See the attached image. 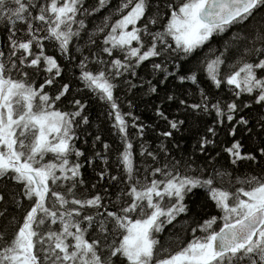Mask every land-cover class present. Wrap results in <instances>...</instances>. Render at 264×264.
Returning a JSON list of instances; mask_svg holds the SVG:
<instances>
[{
    "label": "snow or ice",
    "instance_id": "6c2138e0",
    "mask_svg": "<svg viewBox=\"0 0 264 264\" xmlns=\"http://www.w3.org/2000/svg\"><path fill=\"white\" fill-rule=\"evenodd\" d=\"M108 3L109 0H98L95 10ZM167 7L171 13L168 23L163 31L153 32L148 25H155L158 17L145 19L149 0H124L117 12L129 10L111 26L103 40V52L113 56L114 51H118L124 59L114 58L107 72L103 68L95 73L88 70L87 57L80 63V80L110 104L115 115L113 127L122 134L125 145L118 159L126 173L127 191L122 194L127 200L118 210H109L100 195L89 198L76 191L78 185L83 184L82 165L70 157L84 155L73 146L76 118L88 122L87 117L81 115L84 105L76 100L74 112L55 110V102L69 92L67 84L55 97L44 92L45 85H52L63 72L56 58L45 54L44 42L57 44L67 55L73 38L85 27L84 20L77 17L90 14L84 0H47L44 4L39 0H0V20H7L12 26L24 24L28 36L27 40L16 39L17 29L10 27V52L6 56L0 50V180L8 178L22 185L23 197L32 201L10 240H5L0 232V264H264V176L237 178L236 183L248 187L241 186L235 192L215 186L218 178L229 173L217 171L207 178L173 174L175 164L171 168L167 164L154 168L150 181L148 175L139 177L133 144L128 139L129 125L119 111L114 96L116 85L112 82L124 71L172 48L169 37L175 42L173 52L192 55L213 36L225 33L236 24L250 22L264 10V0H183L175 7L172 3ZM141 20L145 23L137 27ZM73 25L78 27L74 29ZM98 31H103V27ZM145 37L149 39L146 41ZM255 40L261 47L254 45L246 48L245 53L264 56V34L257 35ZM90 42L95 43L94 40ZM146 43L149 44L147 48ZM223 55L221 53L206 66L214 85L220 88L226 84L237 98L242 94L254 96L255 103L264 106V75H261L264 58L250 62L241 57L238 67L231 66L236 70L221 77L220 69L225 63ZM132 60L135 65L129 63ZM95 62L105 64L99 58ZM25 67L43 70L49 78L36 88L26 79L13 77L14 72L27 77V72H21ZM153 67L161 69L160 64ZM180 79L183 82L185 77ZM187 79L194 84L197 82L195 73ZM151 91L155 92L156 88L152 87ZM191 107L209 110L207 103ZM211 108L218 117L226 116L229 122L235 119L238 111L235 102L226 105L227 111L219 102ZM159 115L163 117L164 114ZM238 123L247 125L248 121L241 117ZM170 126L178 129L175 121L170 122ZM209 131L214 132V129ZM231 134L235 135V129ZM162 135L170 137L172 133ZM207 143L212 141L202 140V147ZM104 148L107 150L109 145L105 144ZM225 151L234 165L240 161H256V156L244 153L239 141ZM49 153L56 162L44 161ZM145 154L156 160L153 152L142 147L140 155ZM260 154L264 155V148L260 149ZM157 174L164 178L155 179ZM65 185L63 192L57 190ZM194 188L206 190L222 212L223 226L214 231L217 217L205 220L192 229L193 239L185 247L169 254L167 249L158 247L160 242L155 234L163 232L165 225L187 212L185 195ZM165 198L169 200L167 205L163 204ZM5 201V195L0 194V203ZM15 203L19 206L20 201L15 200ZM88 209L95 211L87 212ZM132 214H138L139 218L133 220ZM198 230L206 235L197 237Z\"/></svg>",
    "mask_w": 264,
    "mask_h": 264
},
{
    "label": "trees",
    "instance_id": "16d2710c",
    "mask_svg": "<svg viewBox=\"0 0 264 264\" xmlns=\"http://www.w3.org/2000/svg\"><path fill=\"white\" fill-rule=\"evenodd\" d=\"M46 2L47 0H39L40 4ZM182 2L183 0H149L150 8L145 19L151 16L158 17L155 25H148L149 29L153 32L163 31L171 14L167 5L172 3L175 7ZM122 3L124 0H109L106 7L96 11L98 0H84V6L90 14L77 17L84 20L85 27L80 30L78 37L73 38L67 55L60 51L57 44L44 42L45 54L55 57L63 69L62 74L52 85H45L44 92L55 97L63 85L67 84L69 92L55 102V110L74 112L77 110L74 101L79 100L84 105L81 115L86 116L88 120L87 123H83L82 119L77 117L74 126L73 146L84 154L70 157L72 161L82 165L80 172L83 184L78 185L76 191L89 198L100 195L109 210H118L127 200L122 194L127 191L126 173L118 159L125 145L122 142V134L113 127L115 115L110 104L101 99L97 92L86 88L80 80V63L87 57L88 70L95 73L103 68L107 72L114 58L124 59L123 54L118 51H114L113 56L103 52L105 47L103 40L111 26L129 10L117 12ZM106 19L107 26L104 27ZM144 23L145 20H141L137 27ZM10 27L17 29L14 38L28 39L24 24L17 23L12 26L7 20H0V50L4 51L6 56L10 52L9 38L12 36ZM77 27L78 25H73L74 29ZM101 27L103 31H98ZM259 34H264V10H261L250 22L236 24L225 33L213 36L208 43L190 56L173 52L175 42L169 37L168 43L172 48L164 51L159 57L150 58L139 66L124 71L122 75L112 80L116 85L114 96L119 111L125 115L129 125L128 139L133 144L132 151L139 177L148 175L150 181L153 179L150 175L151 171L165 164L169 168L175 164L173 174L179 172L181 175L193 177L202 175L207 178L217 171L229 173L230 175L216 180L215 186L224 189L237 184V178L264 176V155L260 154V149L264 148V106L256 104L254 96L242 94L237 98L232 88L226 84L217 88L206 72L207 63L221 53L224 54L222 58L225 61L220 69L221 77L235 71L236 69L231 66L238 67L241 57L250 62L264 58V56L258 57L254 52L245 53L246 48H253L254 45L261 47L260 42L255 40ZM148 39L145 37L146 41ZM90 40H94L95 43H91ZM53 45L57 47L56 50H52ZM133 46H136L135 42ZM148 46L149 44L146 43L145 48ZM97 58L105 61V64L96 63ZM129 63L135 65L134 60ZM154 64H160L161 69H155ZM21 72H27V77L15 72L13 77L26 79L36 88L49 78L48 73L31 67H25ZM193 73L197 76L195 84L187 79ZM182 76L185 77L183 82L180 79ZM152 87L156 88L155 92L151 91ZM217 102L225 111L229 103L235 102L238 105L233 121L229 122L226 116L221 118L216 115L211 105ZM204 103L209 105L208 111L191 107ZM159 113H163V117ZM241 117L248 121L247 125L238 123ZM172 121L177 122L178 129L171 128ZM180 121L183 123H179ZM133 124L136 126L133 127ZM210 128L214 129V132H210ZM233 129L235 135L231 134ZM165 132H171L172 135L170 137L162 135ZM202 140H209L212 143L202 147ZM236 141L243 145L244 153L256 156L255 162L240 161L235 165L232 164V158L225 149ZM105 144L109 145L107 150L104 148ZM142 147L153 152L156 160L154 161L147 154L140 155ZM49 160L44 161L49 162ZM101 174H104L103 178ZM113 176L117 179L112 180ZM154 178L160 180L164 177L157 174ZM22 187L8 178L0 180V194L6 197V201L0 203V211H3V215H0V232L3 233L5 240H10L15 235L23 222L26 210L32 204V201L23 197ZM65 187L66 185L58 187L57 190L63 192ZM228 191L233 192L231 189ZM15 200L20 201L19 206ZM184 203L187 205V212L179 214L171 224L165 225L163 232L155 234L160 242L158 247L167 249L169 254H174L185 247L193 239L192 229L203 224L205 220L213 216L217 217L212 229L214 231H219L223 226V221L220 219L222 212L205 189H192L185 195ZM135 215L137 214H132L131 218L133 219ZM195 235L201 237L206 233L198 230Z\"/></svg>",
    "mask_w": 264,
    "mask_h": 264
},
{
    "label": "rangeland",
    "instance_id": "374dc122",
    "mask_svg": "<svg viewBox=\"0 0 264 264\" xmlns=\"http://www.w3.org/2000/svg\"><path fill=\"white\" fill-rule=\"evenodd\" d=\"M129 30H131V26L129 27ZM56 49H57V47L55 45H53L52 50H56ZM45 159H50L49 162H56V158L53 156V154H50L49 156H45L44 160ZM230 186H232V187H230ZM230 186L228 187L227 190L231 189L233 192H235L236 189L240 188L241 186H244L245 188L248 187L247 185H241L239 183L234 184V185H230ZM163 204L164 205L169 204V200L167 198H165V200L163 201ZM136 218H139L138 214L134 216L133 220H135Z\"/></svg>",
    "mask_w": 264,
    "mask_h": 264
},
{
    "label": "bare ground",
    "instance_id": "6f19581e",
    "mask_svg": "<svg viewBox=\"0 0 264 264\" xmlns=\"http://www.w3.org/2000/svg\"><path fill=\"white\" fill-rule=\"evenodd\" d=\"M161 165V164H160ZM87 194V193H86ZM103 196V195H102ZM87 197V196H86Z\"/></svg>",
    "mask_w": 264,
    "mask_h": 264
}]
</instances>
